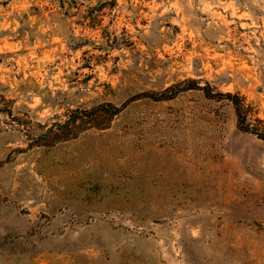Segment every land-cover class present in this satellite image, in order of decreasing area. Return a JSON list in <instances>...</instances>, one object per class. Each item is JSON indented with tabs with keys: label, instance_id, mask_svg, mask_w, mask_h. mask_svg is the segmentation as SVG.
I'll list each match as a JSON object with an SVG mask.
<instances>
[{
	"label": "rangeland",
	"instance_id": "obj_1",
	"mask_svg": "<svg viewBox=\"0 0 264 264\" xmlns=\"http://www.w3.org/2000/svg\"><path fill=\"white\" fill-rule=\"evenodd\" d=\"M228 93L264 131V0H0V264H264Z\"/></svg>",
	"mask_w": 264,
	"mask_h": 264
},
{
	"label": "trees",
	"instance_id": "obj_2",
	"mask_svg": "<svg viewBox=\"0 0 264 264\" xmlns=\"http://www.w3.org/2000/svg\"><path fill=\"white\" fill-rule=\"evenodd\" d=\"M224 95L235 106L236 113H237V116H238V119H239V122H240V125H241L242 129L245 130L246 132L253 133V134L257 135L258 137L264 139V131H261V130L257 129L252 124H248V122H247L248 115L246 114L245 104L240 99V97L238 95H236V94L234 95V94H231V93L224 94ZM208 97L212 98V95L209 92V90H208Z\"/></svg>",
	"mask_w": 264,
	"mask_h": 264
}]
</instances>
